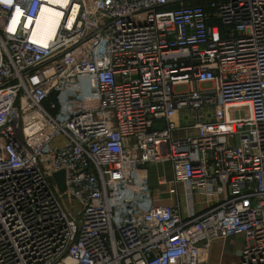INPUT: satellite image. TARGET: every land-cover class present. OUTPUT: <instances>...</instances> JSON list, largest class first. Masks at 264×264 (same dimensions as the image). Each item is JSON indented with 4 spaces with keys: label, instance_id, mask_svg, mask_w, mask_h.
Here are the masks:
<instances>
[{
    "label": "built area",
    "instance_id": "built-area-1",
    "mask_svg": "<svg viewBox=\"0 0 264 264\" xmlns=\"http://www.w3.org/2000/svg\"><path fill=\"white\" fill-rule=\"evenodd\" d=\"M186 2L0 0V264H264V0Z\"/></svg>",
    "mask_w": 264,
    "mask_h": 264
},
{
    "label": "crops",
    "instance_id": "crops-1",
    "mask_svg": "<svg viewBox=\"0 0 264 264\" xmlns=\"http://www.w3.org/2000/svg\"><path fill=\"white\" fill-rule=\"evenodd\" d=\"M189 2L195 0H187ZM183 115L179 118V124L182 125ZM183 126V125H182ZM163 167L169 171L167 176L168 180L172 179V170L168 163L157 165L156 167ZM166 178V177H165ZM152 184L158 187V180H154L151 175ZM160 189V195H158L159 203H166L172 205L176 203V198H171L167 194V188L158 187ZM196 200L200 201L198 206H196L197 211L201 212L204 210V205L202 200L199 197H196ZM245 244L244 236H232L225 240H216L212 243L210 250L206 254V260L208 264H240L242 250Z\"/></svg>",
    "mask_w": 264,
    "mask_h": 264
},
{
    "label": "bare ground",
    "instance_id": "bare-ground-1",
    "mask_svg": "<svg viewBox=\"0 0 264 264\" xmlns=\"http://www.w3.org/2000/svg\"><path fill=\"white\" fill-rule=\"evenodd\" d=\"M58 7H66V0H52ZM62 12L55 8L44 6L36 22V29L40 31L37 39L43 44L53 39L56 34L57 27L60 24ZM42 37H39L41 36Z\"/></svg>",
    "mask_w": 264,
    "mask_h": 264
},
{
    "label": "rangeland",
    "instance_id": "rangeland-1",
    "mask_svg": "<svg viewBox=\"0 0 264 264\" xmlns=\"http://www.w3.org/2000/svg\"><path fill=\"white\" fill-rule=\"evenodd\" d=\"M205 87H207V86H205ZM187 89L188 88L186 86L177 87V91H179V92H185V91H187ZM243 112H244L243 110H240V111H236L235 114H236V116H239V114L242 115ZM182 113H183L182 114L183 115L182 125L187 126V124H193L192 121H188L187 122V121H185V118H184L185 117V114L184 113H190V111H184ZM150 172H151L152 178L154 180H158L161 177H166L167 178V176L169 175V171L166 168H163L162 166L161 167L153 166V167L150 168ZM162 204L163 205H167L166 203H162Z\"/></svg>",
    "mask_w": 264,
    "mask_h": 264
},
{
    "label": "water",
    "instance_id": "water-1",
    "mask_svg": "<svg viewBox=\"0 0 264 264\" xmlns=\"http://www.w3.org/2000/svg\"><path fill=\"white\" fill-rule=\"evenodd\" d=\"M57 185H58V188H59V191L61 193H65L66 190H67V187H66V172L63 170V171H60L56 174L53 175ZM64 198L66 199L67 198V195L64 196Z\"/></svg>",
    "mask_w": 264,
    "mask_h": 264
},
{
    "label": "trees",
    "instance_id": "trees-1",
    "mask_svg": "<svg viewBox=\"0 0 264 264\" xmlns=\"http://www.w3.org/2000/svg\"><path fill=\"white\" fill-rule=\"evenodd\" d=\"M224 0H195V1H187V4H191L193 6H203L205 9H207L208 12L214 13V10L211 8L212 3H218Z\"/></svg>",
    "mask_w": 264,
    "mask_h": 264
}]
</instances>
